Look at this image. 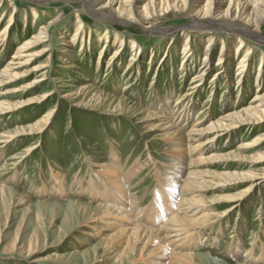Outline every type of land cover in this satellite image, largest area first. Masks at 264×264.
Instances as JSON below:
<instances>
[{
  "label": "rangeland",
  "instance_id": "374dc122",
  "mask_svg": "<svg viewBox=\"0 0 264 264\" xmlns=\"http://www.w3.org/2000/svg\"><path fill=\"white\" fill-rule=\"evenodd\" d=\"M103 1L51 0L37 7L26 0H0V14L5 13L0 31L14 13L8 36L0 35V70L11 60L18 45L58 15L49 27V41L30 48L31 54L38 55L25 65V69H31L34 65L48 64L47 80L43 86L31 90L24 85L39 72H29L16 82L9 80L1 87L0 103L13 104L38 96L53 86L59 88L47 101L26 105L11 115L0 117V137L17 129H34L7 143L9 146L0 145V166L6 165L0 183L9 189L7 197L0 195V264H113L99 248V238L90 234L94 231L91 224H80L84 219H77L72 210V199L95 202L94 198L84 196L87 193L80 194L76 189L80 181L85 185L89 178L87 156L97 157L101 164L107 163L111 149L116 148L119 160L115 161L121 165V174L127 177L125 180L129 181L137 206L145 209L155 198L154 190L159 188L160 168L172 161L173 155L168 149H162L169 147L170 139L165 140L160 134L155 136L158 128L147 130L145 127L148 119L142 112L144 108L149 104H162L163 96L171 97V105L176 97H182L186 102L183 106L168 110L175 122H186V130L194 121L206 126L220 116L247 107L254 95L264 89V64L260 74L257 73L258 61L264 63V21L256 38L217 32L204 58L202 51L208 45L209 34L183 29L190 12L171 10L167 14L144 16L139 11L145 0H136L135 16L128 22L106 18L112 15L107 7L96 10ZM225 2L223 0V6ZM147 26L156 30H145ZM187 33L191 39L187 42L190 52L186 58L190 57L189 63L184 64ZM240 39H244V47L235 54ZM120 42L123 51L117 54L115 63L108 64ZM222 45L224 51L220 55ZM134 46L137 48L136 59L131 61L134 69L129 70L127 64ZM44 48L49 51L39 54ZM249 48L252 52L244 68V78L237 82L234 73L240 67L238 58ZM204 63L208 66L202 84L194 86L193 81L200 78L199 68L204 67ZM84 84L109 98L122 96L128 105H137V110L112 112L107 110L108 99L101 105L86 106L61 98L60 91L79 92ZM183 108L189 113L185 111L178 116ZM52 110L55 113L46 119ZM161 111L157 109L156 114L169 115ZM214 133L204 134L201 141ZM263 135L264 124H241L219 136L216 145L207 152L229 154L226 159H214L200 167L207 181L203 196L213 205V212L234 203L226 202L228 199L235 196L241 199L236 209L199 232L204 242L193 248L197 253L194 264H225V261L264 264V258L253 262L244 258V253L250 249L256 256L264 257V242H261L264 241V178L257 187L248 189L251 178L264 175V140L255 146L252 143ZM24 155L16 165H10V157ZM56 166L66 179L67 194L41 195L44 187L52 188L49 171ZM132 169L135 173L126 175ZM225 173L230 174L228 179L224 178ZM237 175L238 178L233 179ZM21 191L30 199L19 204L16 196ZM207 252L215 259H207Z\"/></svg>",
  "mask_w": 264,
  "mask_h": 264
},
{
  "label": "bare ground",
  "instance_id": "6f19581e",
  "mask_svg": "<svg viewBox=\"0 0 264 264\" xmlns=\"http://www.w3.org/2000/svg\"><path fill=\"white\" fill-rule=\"evenodd\" d=\"M26 1L37 7L45 6V4L51 2V0ZM83 1H89V3L93 2V0ZM135 1L136 0H104L96 10L107 7L112 15H106V18L125 19L130 22L135 16ZM223 4V0H145L139 12L144 16H149L151 13L167 14V12L171 10L190 12L189 21L185 23L183 29L188 31L195 30V32L202 31L209 34L208 45L202 51L204 52V58H207L206 51L208 47L213 45L211 42H213V36H218L216 35L217 32L222 31L225 32V34L237 33L256 38L257 32H260L262 28L264 21V0H226V5L223 6ZM191 7L192 9L189 10ZM4 14V12L0 14V21L3 20ZM13 14L8 17L7 24L0 31V35L3 34L2 38L8 36L7 29L9 30L12 27L14 19ZM32 14L36 16V12L33 11ZM57 16L58 15L51 17L47 22L48 24L41 25L36 34L16 47L11 56V60L0 70V90L3 84L8 83L9 80L16 82L29 72L39 73L24 86L28 87L30 90L43 86L47 80V73L49 70L47 68L49 65H34L31 69H25V65L29 64L30 61L33 60V57L38 55L36 53L31 54L29 49L49 41L47 39L49 37V27L54 24ZM144 28L152 32L156 30L151 26ZM77 31L78 28L76 29V33ZM160 31L165 34L168 33L165 30ZM189 33H187L185 37L186 44L183 50L185 52L186 49V52L182 57L183 63L185 61L188 62V58L190 57L186 58L187 54L190 52L189 44L187 43L189 38L191 39ZM107 35L108 33L106 32V35H104L105 42L108 38ZM243 42L244 39H240L235 54L241 52L244 47ZM121 44L120 42V46L117 47L113 55L109 57L108 64L112 62L115 63L118 57L117 54L122 50ZM134 49L135 51L132 53L133 56L127 64L129 70L134 69V65H131V61L136 59V57H134L137 54L136 46H134L133 50ZM48 51V48H44L39 54H45ZM223 51L224 45H222L220 49V55ZM251 52L249 48L246 53L238 58L240 67L238 71L234 73L237 82H241L244 78V68L249 60L248 56ZM60 59L64 62H68L64 57ZM263 64V60L258 61L257 73L260 74V69L263 67ZM207 66L208 63H204V67L199 68L200 78L193 81L194 86H201V80L203 76H205V69ZM215 74L217 73L215 72ZM58 89L59 88L56 86H53L43 91L40 95L32 98L19 100L13 104L0 103V117L3 115H11L26 105L47 101ZM70 90L71 89H64L60 91V95L64 100L70 99L74 101V105H81L83 103L86 106H91V103L94 105H101L108 99L109 109L107 110H111L112 112L121 113L137 110V105H128L122 96L109 98L107 94L87 84H84L79 92L76 91L74 93ZM0 94H2V91H0ZM163 97L162 104L160 102L157 105L149 104V106L142 111L145 113V118L148 119V121L145 120V127L147 130L158 128L155 136L160 134L165 140L170 139V141H168L170 143L167 145L169 147L162 149H168L170 154L173 155L172 161L164 163L162 168H160L162 172L158 175L160 177L158 180L159 188L154 190L155 198L153 202L145 209L137 206L131 192L132 189L130 190L129 181L125 180V178H127L126 176L123 178L121 174V165L118 166V161H115L119 160L116 148L111 149L109 154L110 160L107 161V163L104 162L101 164L100 161L96 160L97 157H92L91 155L87 156L88 168L86 167V171L89 178L85 181V185L79 180L80 182L76 189L80 194L87 193V195L84 196L94 198L95 202H83L78 199H72L71 201L73 205V209H71L74 211L77 219H84L80 224H91L94 231L90 234L99 238V248L107 255V260H113V264H194L197 253L193 251V248L200 246L204 242V239L199 237V232L214 225L216 220L226 216L230 210L236 209L241 199V197L235 198L236 196L228 199L226 202L234 203L231 205H223L219 212H213V205L207 203L203 196V188L207 181L203 177L205 172L202 171L200 167L214 159H226L225 157L229 156V154H218L213 152L207 154V152H209L210 149L212 150L213 146L216 145L219 136L225 135L230 131L232 132V130H235V128L239 127L241 124H264V89L260 93L257 92L254 95L251 103L247 107L236 110L228 115L220 116L216 120L210 121L206 126H202L201 121H198L199 123L194 121L186 130L184 125L186 122H183V124L178 123V121L175 122L168 110L169 108L176 110L183 106V104L186 103L184 99L182 97H176L171 105V102H169L171 97L168 96V99L165 98V96ZM157 109L162 110V113H168L170 116L166 115L162 117V114L157 115ZM185 111L189 113L187 109L183 108L178 116H182ZM53 113H55L53 110L48 112L46 119ZM175 114L176 112L172 115ZM40 120L42 121L43 118ZM37 125H41L40 121H38ZM33 130V128H24L17 129L13 133L4 134L0 137V145L16 141L18 136L20 137L21 135L32 133ZM211 132L215 133L201 141V136ZM263 140L264 135L254 139L252 143L255 146L261 144ZM246 146L247 144L242 147ZM23 157H25V155L18 157L12 156L8 160L11 161L10 165L14 166L20 162L19 160ZM93 166L94 168L98 166V169H94ZM5 167V164L0 166V176L2 171L6 170ZM59 169V166L50 169L49 176L52 188L49 189L44 187L40 190L41 195H47L48 193L60 195L67 194V182ZM134 173L135 171L132 169L126 175H132ZM223 175L224 178L228 179L230 174L225 173ZM237 178L238 175L234 176L233 179ZM263 178L264 175L258 178H251L248 189L254 186L257 187L260 180ZM215 184H217V181ZM8 191V187L0 183V195L7 197L6 194ZM16 197V202L19 204L30 199L25 192L23 193L22 191L18 192V196ZM175 209L177 210L174 212ZM170 212L172 214H170ZM109 231L112 232L109 233ZM261 242L263 243L264 241L262 240ZM232 250L235 249L233 248ZM205 254L206 258L210 261L215 259L212 255H209L208 252ZM244 254L246 257H243L248 261H258L264 258L262 255L256 256L251 249ZM225 264L230 263L225 261ZM233 264L243 263L234 262Z\"/></svg>",
  "mask_w": 264,
  "mask_h": 264
}]
</instances>
